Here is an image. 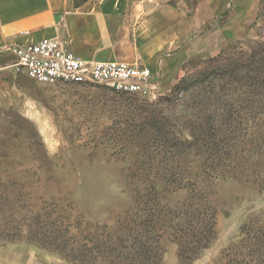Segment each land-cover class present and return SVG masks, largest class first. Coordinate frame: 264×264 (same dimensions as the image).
I'll return each mask as SVG.
<instances>
[{
    "label": "rangeland",
    "instance_id": "rangeland-1",
    "mask_svg": "<svg viewBox=\"0 0 264 264\" xmlns=\"http://www.w3.org/2000/svg\"><path fill=\"white\" fill-rule=\"evenodd\" d=\"M155 3L210 50L145 98L0 50V264H264V0Z\"/></svg>",
    "mask_w": 264,
    "mask_h": 264
},
{
    "label": "crops",
    "instance_id": "crops-1",
    "mask_svg": "<svg viewBox=\"0 0 264 264\" xmlns=\"http://www.w3.org/2000/svg\"><path fill=\"white\" fill-rule=\"evenodd\" d=\"M155 2L0 0V50L10 47L14 56L15 45L53 38L82 60L140 65L159 81H173L210 44L204 34L193 37L198 21L187 28L177 11Z\"/></svg>",
    "mask_w": 264,
    "mask_h": 264
},
{
    "label": "built area",
    "instance_id": "built-area-1",
    "mask_svg": "<svg viewBox=\"0 0 264 264\" xmlns=\"http://www.w3.org/2000/svg\"><path fill=\"white\" fill-rule=\"evenodd\" d=\"M16 66L25 77L45 85H106L127 95L148 97L158 88L146 67L123 62H88L63 42L48 38L12 47Z\"/></svg>",
    "mask_w": 264,
    "mask_h": 264
}]
</instances>
